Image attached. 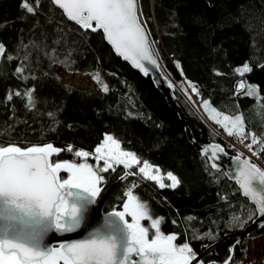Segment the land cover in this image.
<instances>
[{
    "label": "trees",
    "instance_id": "obj_1",
    "mask_svg": "<svg viewBox=\"0 0 264 264\" xmlns=\"http://www.w3.org/2000/svg\"><path fill=\"white\" fill-rule=\"evenodd\" d=\"M141 4L145 17L150 20L153 36L159 41L157 49L165 65L162 70L176 85L173 93L183 117L156 88L151 77H143L116 56L102 33L87 31L85 34L74 23L61 19L49 0H43L44 11L38 18L37 29L30 30L36 18L28 16L26 21L19 19L25 15L20 9V0H0V41L6 44L10 53L15 49L13 54L20 57L17 62L0 60V101H3L6 90L23 91L26 87L36 90L35 109H26L21 98L14 99V108L0 102V135L5 139H23L30 144L53 142L55 146L64 147L70 143L78 149L93 151L105 132L114 134L121 139L125 149L159 165L162 171H173L181 179V185L177 189H159L155 182L146 181L139 175L129 177L111 193L104 207L105 212L121 209L126 187L136 183L139 187L134 194L150 204L154 215L165 217L162 230L166 234L183 233L187 239L215 229L212 236L203 241L193 240L192 245L199 254L204 253L202 258L206 262H219L237 240L234 234L244 230L240 229V223L247 219L245 205L250 207L251 203L234 182L222 172L213 170L190 142V137L200 141L202 124L213 142L222 144L228 153L235 155L228 141L211 130L185 96L182 89L186 84L183 81L186 77L196 83L203 97L211 98L218 110L233 115L242 112L247 130L262 136L264 104L253 97L236 96L234 92L236 81L241 79L234 69L248 61L251 54L249 34L244 26L237 24L224 32H217L209 46L200 40L202 29L189 22L192 17L202 15L211 24L222 16L239 13L249 24L256 25L259 32L264 0H141ZM170 13L177 15L174 17ZM46 18L55 23L49 26ZM57 25L63 28V47L53 43L61 35ZM44 33H47V38ZM37 45H40L39 50ZM52 48L59 50L61 59L65 49H73L71 66L50 64L43 52ZM25 55L29 57L26 74L35 79L22 82L12 73L17 63L24 62ZM251 58L259 59V55ZM173 59L181 60L185 77L175 68ZM260 62L264 63V60ZM215 70L226 75L217 76ZM62 71L92 78L98 71L110 91L103 92L97 83L92 91L64 82L60 74ZM243 79L264 90V70L254 68ZM49 112L56 115L59 125L52 123L47 116ZM11 125H15L14 133ZM50 127H56L57 131H49ZM220 131L226 133L222 128ZM231 138L239 142V139ZM59 159L77 158L65 152ZM88 162L94 163L91 159ZM123 171L120 166L117 173L105 174L103 184L109 186L118 180ZM237 205L240 207L237 208ZM189 215L196 220L188 221L186 217ZM233 215H240L243 219L234 222L231 220ZM172 220H176L177 224H173ZM261 234H264V229L251 237ZM249 238L241 240V250L235 253L238 261L246 254L242 249L247 248ZM202 244L212 246L205 249Z\"/></svg>",
    "mask_w": 264,
    "mask_h": 264
},
{
    "label": "snow or ice",
    "instance_id": "obj_2",
    "mask_svg": "<svg viewBox=\"0 0 264 264\" xmlns=\"http://www.w3.org/2000/svg\"><path fill=\"white\" fill-rule=\"evenodd\" d=\"M49 3L60 14L61 19L74 23L85 34L87 31L102 33L114 52L145 76L149 75L145 61L156 69L162 70L165 67L157 49L159 41L154 38L149 27L150 20L144 15L141 0H49ZM20 9L25 15L19 19L26 21L28 16L36 18L30 30L37 29L40 23L38 18L44 11L43 0H20ZM170 15L175 17L177 14ZM46 23L51 26L55 22L46 18ZM189 23L202 29L200 40L209 46L217 32H224L237 24L244 26L249 34L251 54L248 61L234 69V73L241 77L235 83L234 92L236 96L242 94L253 97L264 104V90L243 79L254 68L264 70V63L260 62L264 60V14L261 16L259 32L256 31V25L249 24L239 13L222 16L211 24L202 15L194 16ZM57 27H60L61 35L53 43L63 47V28L60 25ZM43 35L47 38V33ZM36 47L39 50L40 45ZM14 52L15 49L10 53L6 44L0 41V60L19 61V55L13 54ZM73 52L71 48L65 49L61 59L59 50L52 48L44 51L43 56L47 57L50 64L60 63L70 67ZM257 55L259 59L251 58ZM28 59V55H25L24 62L17 63L12 73L22 82L35 79L26 74L29 71ZM172 63L180 75L185 77L181 60L173 59ZM215 74L226 75L218 70H215ZM93 79L102 87L103 92L110 91L100 72L97 71ZM163 79L169 89L176 87L167 74ZM183 83L186 86L182 90L188 100L195 104L192 95L199 97V106L207 118L219 125L228 137L239 139L250 157L264 156V136L247 130L242 112L226 114L213 106L211 98H204L202 90L192 80L185 77ZM35 91L33 87H26L23 91L6 90L4 99L0 102L14 108V99L21 98L26 109H35ZM47 116L52 123L60 124L54 113L49 112ZM128 116L131 117L132 113L129 112ZM24 124L27 126V121ZM10 127L14 133L15 125ZM49 131L56 132L57 128L50 127ZM209 151L211 156H208ZM65 152L77 159H59ZM219 152H224V148L219 145L202 149V155L211 161L218 159ZM243 155L241 153L235 159L240 161ZM90 159L94 163H89ZM120 166L124 169L118 176L120 181L139 175L146 181L155 182L159 189H177L181 185V179L173 171H162L159 165L142 159L134 151L126 150L121 139L109 132L103 134L93 151L78 149L70 143L64 147L55 146L53 142L30 144L23 139H5L0 135V221L3 222L0 228V264H244L235 255L241 250L240 239L229 246L227 256L219 262H206L194 249L193 240L203 241L212 236L215 229L187 239L183 233L166 234L162 230L165 217L154 215L150 204L134 194V190L139 187L136 183H132L123 193L126 198L122 200L123 210H113L109 215L116 219L107 220L102 231L97 230L89 238L60 243L58 246L43 245L44 237L51 230L74 232L81 228L90 206L102 192L105 174L117 173ZM210 167L218 168V165L212 162ZM61 173H66V178H62ZM237 173L234 178L239 189L242 190L243 197L251 201L250 207L245 205L247 219L240 223V229L243 230L248 223L264 218V192L258 191L253 185V181L257 179L264 185V168L252 162L251 158H245ZM186 219L196 220L191 215ZM242 219L240 215L231 217L234 222ZM171 222L177 224L176 220ZM261 227L264 228V225ZM178 240L184 242L177 243ZM211 246L202 244L205 249ZM247 251V248L242 249V252Z\"/></svg>",
    "mask_w": 264,
    "mask_h": 264
},
{
    "label": "water",
    "instance_id": "obj_3",
    "mask_svg": "<svg viewBox=\"0 0 264 264\" xmlns=\"http://www.w3.org/2000/svg\"><path fill=\"white\" fill-rule=\"evenodd\" d=\"M107 42V41H106ZM108 43V42H107ZM109 44V43H108ZM110 45V44H109ZM111 46V45H110ZM112 48V46H111ZM113 49V48H112ZM114 51V49H113ZM115 53V52H114ZM116 54V53H115ZM116 56H118L116 54ZM120 57L123 61H125L121 56ZM127 62L134 70L139 72L143 77H151L154 85L156 88L164 94V96L168 99L170 104L178 111L181 117H183V112L181 108L177 105L175 96L173 93V89H169L168 84L164 81L163 77L165 73L163 70L156 69L154 66H152L150 63L145 61V66L149 69V75L145 76L140 70L135 69L130 62ZM201 139L200 141H196L195 139L190 137V142L195 145L198 152L202 155V149L210 147L211 145H219L221 148H224V146L218 142H213L204 125L201 124ZM203 156V155H202ZM208 156H211V151H209ZM206 158L205 156H203ZM236 155L228 153L225 148L224 152L218 153V159L215 161L208 160L209 166L212 162H215L218 165V168H212L213 170L222 172L226 178L234 182L238 188L239 185L237 184L235 180V176L238 174L237 170L241 167L243 158L241 157L240 161H237L235 159ZM62 175H66V173H61ZM122 181L119 179L110 184L109 186H106L104 184L101 185L102 192L100 196L97 198L96 202L90 206L89 212L85 218L84 223L82 224L80 229H77L74 232H56L55 230H51L47 233V235L44 237L43 245L48 247L58 246L60 243H68V242H74L78 240H83L86 238H89L91 234H96L97 230H103V226L105 222L109 219H116L115 217L110 216L109 214L112 213V211L105 212L104 207L105 204L111 195V193L114 191V189L119 185ZM254 187L260 192H264V185H261L259 183V180L253 181ZM242 195L243 192L240 190ZM250 201V200H249ZM251 203V201H250ZM121 209H116V211H121ZM2 221H0V228H2ZM261 225H264V218H262L258 222H252L249 225H247L242 232L234 234V237L236 239L242 240L244 237H250L255 232H260L264 228L261 227ZM0 234H2V231H0ZM203 254H200L203 257Z\"/></svg>",
    "mask_w": 264,
    "mask_h": 264
},
{
    "label": "rangeland",
    "instance_id": "obj_4",
    "mask_svg": "<svg viewBox=\"0 0 264 264\" xmlns=\"http://www.w3.org/2000/svg\"><path fill=\"white\" fill-rule=\"evenodd\" d=\"M57 68L58 67H56V69ZM60 74H61V78L64 82L71 83L77 87L86 88V89L92 90V91L95 88L96 82L89 75H84V74H80V73H69L66 71H62ZM183 93H184V91H183ZM185 96L188 98L187 95H185ZM192 100L196 101L195 104H193V103L192 104L196 107V109L198 110V112L201 115V118H203V120L211 128V130L214 133L221 135L222 138L226 139V133H221V131H220L221 127L219 125H216L213 121L209 120L207 118L206 113H204L202 107L199 106V98L193 94ZM126 150H129V149H126ZM166 183H167V181H166ZM129 186L126 187L125 191L127 190V188ZM113 210H116V209H113ZM129 220H130V218H129ZM247 247H252L253 249H255V253L253 255L249 256L246 252V254L244 256V258H246L249 262H251L249 264H264V234H261L258 237L249 238L247 241Z\"/></svg>",
    "mask_w": 264,
    "mask_h": 264
},
{
    "label": "built area",
    "instance_id": "obj_5",
    "mask_svg": "<svg viewBox=\"0 0 264 264\" xmlns=\"http://www.w3.org/2000/svg\"><path fill=\"white\" fill-rule=\"evenodd\" d=\"M226 140L228 141V145L230 146V148L234 150L236 156L240 155L241 153H244V155L241 156L243 159L251 158L252 162L257 163L258 166H261L262 168H264V156L250 157V153L248 152L247 149L244 148L242 144H240V142L228 136H226ZM257 151H259V148H257ZM247 249L249 250L247 251V254L249 256L255 253V249H253L252 247H247ZM242 260L244 261V264L251 263L246 258H243Z\"/></svg>",
    "mask_w": 264,
    "mask_h": 264
}]
</instances>
